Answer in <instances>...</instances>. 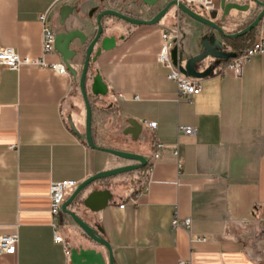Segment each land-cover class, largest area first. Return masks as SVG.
I'll list each match as a JSON object with an SVG mask.
<instances>
[{"label": "crops", "instance_id": "obj_1", "mask_svg": "<svg viewBox=\"0 0 264 264\" xmlns=\"http://www.w3.org/2000/svg\"><path fill=\"white\" fill-rule=\"evenodd\" d=\"M167 1L143 9L112 0H0V47L39 55L38 16L47 13L56 33L64 4L77 6L65 27L81 29L90 39L95 14L103 8L148 19ZM211 1L217 9L219 0ZM228 1L247 4L248 9L230 12L221 25L225 33L242 29L259 11L250 0ZM93 8L100 9L90 14ZM261 24L264 34V15ZM103 26L85 81L92 138L100 147L134 152L148 162L93 183L83 195L101 192L92 199V209L79 202L68 208L101 229L114 264H264V54L250 56L240 75H234L227 64L239 48L216 35L218 50L229 56H207L195 63L199 76L180 71L200 80L201 91L186 101L177 97L176 82L157 60L160 33L179 30L178 61L184 70L187 59L201 52V39L212 33L205 25L172 8L156 24L105 18ZM254 36L253 31L252 41ZM45 59L62 63L57 52ZM82 62L79 53L72 63L76 77L51 68L0 64V235L18 236L17 252L0 253V264H72L69 257L75 249L90 250L107 264L106 249L61 213L70 251L65 256L62 245L53 241L49 213L51 182L79 184L97 172L132 163L89 147L68 124L70 117L77 132H84L78 88ZM143 122L156 124L151 129ZM178 126L193 127L195 133L178 134ZM157 142L164 147L151 160ZM175 144L178 157L172 153ZM145 182L147 190L135 204L119 207ZM104 193L110 194L107 204L93 210ZM175 214L189 217L190 233L207 240L192 241L183 228H172Z\"/></svg>", "mask_w": 264, "mask_h": 264}, {"label": "water", "instance_id": "obj_2", "mask_svg": "<svg viewBox=\"0 0 264 264\" xmlns=\"http://www.w3.org/2000/svg\"><path fill=\"white\" fill-rule=\"evenodd\" d=\"M112 1H118L122 4L128 3L133 6L139 4V6H141L143 9H147L154 7L160 0H112ZM250 1L259 8V11L255 14L254 18L246 26L233 33H225L221 25L222 23L227 21V19H229L230 12L232 10H235L237 12L246 11L248 9L247 4H239L237 2L228 1V0H219L217 9L213 8L209 11H205V12L203 11L202 14H200L182 1L168 0L157 12H155V14L151 16V18L148 19L133 16L131 14H128V12H123L113 8H103L102 10H99L95 14L96 30L94 35L90 39H87L86 34L81 29L78 28L67 29L65 27L68 17L77 9V6H70L68 4H64L59 8V12H58L59 20L57 23L59 30L55 33L54 48L56 52L60 55L63 65L73 77H76V71L72 63L76 60L77 56L79 55V52L76 48L72 47V43L74 41H77L79 46L84 47L83 62H82L81 70L78 75V88L84 106V132L82 134L77 132V130L74 128L71 122L70 117H68V124L72 129V131L75 134H77L81 139H83L89 147L103 150L107 153L113 154L120 158L127 159L132 162L122 166L106 169L87 177L73 188L71 193L64 199L61 205L62 212L67 214L73 220V222L86 234V236L89 239L102 245L106 249L107 264H114V262L112 257L111 246L107 242V240H105V238L101 235V229L90 226L80 216H78L68 207L73 203L79 202V204L83 205L84 207H88L92 209L91 208V204L93 201L92 199L101 192L99 190H91L85 196L83 195L86 192V190L93 185V183L97 181H101L103 179L110 178L118 174L138 170L146 165V163L148 162V158L134 152L100 147L95 144L92 138L91 127H90L91 105L87 97L85 81L94 47L100 41L101 35L103 33L104 19L115 18L118 20H123L132 25L156 24L164 15L169 13V11L172 8H174L175 11L184 13L189 17L193 18L194 20L205 25L212 33L209 36H206L201 39L200 41L202 47L201 52L187 59L184 66L185 67L184 70H182V68L179 66L181 72L183 71L185 74L199 76L200 74H195L193 69L195 63L203 60L207 56H216V57H224V58H227L229 56L223 54L218 50L220 46V42L216 37V35L230 39L240 37L250 32L252 29H254L258 24V22L261 20V18L264 15V1L263 0H250ZM98 9L100 8H93L92 10H90V14H93ZM175 53L176 50L174 49L172 51V57L174 58V60H175ZM177 62L179 64V61ZM109 198H110V194L107 193L103 198V202L93 210H97L103 207L105 204H107ZM81 258L85 260L83 263L79 262V259ZM69 259L72 264H105L103 259H99L98 257H93L90 250H81V249L72 250Z\"/></svg>", "mask_w": 264, "mask_h": 264}, {"label": "built area", "instance_id": "obj_3", "mask_svg": "<svg viewBox=\"0 0 264 264\" xmlns=\"http://www.w3.org/2000/svg\"><path fill=\"white\" fill-rule=\"evenodd\" d=\"M182 1L190 7H196L202 11H209L214 8L211 0H178ZM263 18V17H262ZM262 18L254 28V39L251 44L244 48L242 51L235 54L230 62L227 64L234 75H240L242 66L248 58L254 54H264V34L262 29ZM41 23V52L37 56L21 55L11 47H0V64L12 69L19 68L23 65L36 66L39 68H51L58 73H67V69L61 62L49 63L46 61L47 54L55 53L54 38L55 31L47 20V13H42L38 16ZM161 45L157 54V60L169 72L167 77L176 82L177 97H182L186 101H190L191 97L201 91L200 80L191 79L180 72L178 59H179V46H180V33L176 27L162 30L160 33ZM176 50L175 62L172 59V51ZM137 98V96H134ZM148 128H154L155 122H143ZM178 134L192 135L195 133V128L190 126H178ZM164 147L162 143H155V150L151 154V160L158 159L160 156L159 150ZM172 153L175 157L179 156L178 145L175 144ZM150 169V167H149ZM77 184L73 181H55L51 182L48 187L49 197V213L51 215L52 236L55 243L62 245L65 256L69 255V247L62 235L61 225L59 223V216L61 215V205L66 198V192L69 188L75 187ZM143 188L137 191L133 196L128 197L124 202L119 204L122 207L125 202L135 204L140 196L147 190V182L143 184ZM191 219L189 217H179L175 214L171 220L172 228H183L189 233L190 240L206 241L207 237L200 235H193L190 233ZM18 236L16 233L0 235V253L15 254L17 252ZM181 264H184L181 262Z\"/></svg>", "mask_w": 264, "mask_h": 264}, {"label": "trees", "instance_id": "obj_4", "mask_svg": "<svg viewBox=\"0 0 264 264\" xmlns=\"http://www.w3.org/2000/svg\"><path fill=\"white\" fill-rule=\"evenodd\" d=\"M253 31L254 29H252L250 32L246 33L245 35H242L240 37H236V38H224V40L229 43L230 45H232L234 48L238 47V52L242 51L244 48L248 47L251 42H252V38H253Z\"/></svg>", "mask_w": 264, "mask_h": 264}, {"label": "rangeland", "instance_id": "obj_5", "mask_svg": "<svg viewBox=\"0 0 264 264\" xmlns=\"http://www.w3.org/2000/svg\"><path fill=\"white\" fill-rule=\"evenodd\" d=\"M75 48L78 50V52L82 55V53H83V48L84 47H81V46H75Z\"/></svg>", "mask_w": 264, "mask_h": 264}, {"label": "flooded vegetation", "instance_id": "obj_6", "mask_svg": "<svg viewBox=\"0 0 264 264\" xmlns=\"http://www.w3.org/2000/svg\"><path fill=\"white\" fill-rule=\"evenodd\" d=\"M264 1V0H263Z\"/></svg>", "mask_w": 264, "mask_h": 264}]
</instances>
